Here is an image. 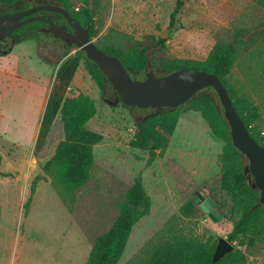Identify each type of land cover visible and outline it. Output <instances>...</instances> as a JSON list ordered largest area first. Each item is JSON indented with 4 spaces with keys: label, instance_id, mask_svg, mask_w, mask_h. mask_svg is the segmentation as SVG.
I'll list each match as a JSON object with an SVG mask.
<instances>
[{
    "label": "rangeland",
    "instance_id": "1",
    "mask_svg": "<svg viewBox=\"0 0 264 264\" xmlns=\"http://www.w3.org/2000/svg\"><path fill=\"white\" fill-rule=\"evenodd\" d=\"M75 12L84 2L97 5L92 38L97 46H114L133 55L146 50L148 71L164 64L207 62L219 39L234 24L257 33V41L241 51L229 83L260 111L250 125L264 142V9L252 0H184L175 23L176 0H68ZM27 0L4 7L11 9ZM249 37L247 34L246 38ZM52 35L21 40L0 55V264H84L97 237L117 219L126 193L135 179L143 183L152 209L134 228L119 264L149 259L161 242L181 238L212 244L227 239L240 212L222 190V152L225 143L215 138L200 113L181 115L163 157L151 165L149 151L133 149L130 141L135 118L142 114L117 102L110 84L101 90L81 63L69 94L84 93L97 107L87 127L102 135L94 149L89 181L66 193L52 179L37 184L30 210L25 204L35 178L65 139L58 117L40 152L36 143L47 98L62 63L76 53ZM216 203L220 216L213 221L197 202L196 192ZM264 222V214H263ZM260 227V228H259ZM232 243L245 264H264L263 225ZM228 240V239H227Z\"/></svg>",
    "mask_w": 264,
    "mask_h": 264
},
{
    "label": "trees",
    "instance_id": "2",
    "mask_svg": "<svg viewBox=\"0 0 264 264\" xmlns=\"http://www.w3.org/2000/svg\"><path fill=\"white\" fill-rule=\"evenodd\" d=\"M57 1L69 11L74 19L89 30L92 38L97 34L94 29V16L99 10L97 5L86 1L82 9L75 12L68 0ZM252 1L264 9V0ZM0 2L14 4L17 0H0ZM183 5L184 0H176L171 15L172 25L180 14ZM33 25H26L19 30L21 40L46 37V34L36 32L32 28ZM247 34H249L248 38H246ZM256 41L257 33H252L249 28L234 24L219 39L207 62L190 65L167 63L160 67V72L154 71L157 76H164L181 69L215 74L227 89L233 105L249 133L261 146H264V142L256 137L250 128L251 124L261 118L258 107L245 95H239L229 83L230 75L239 59L240 52L249 50ZM98 47L105 53L118 57L134 79H146L149 71L145 49H139L130 55L114 46ZM66 49L63 57L68 55L70 49H75L76 53L73 57L67 58L57 72L41 122L36 152L42 150L58 117L61 118L64 125L65 139L57 147L55 155L44 165L43 175L35 178L30 197L25 204L26 213L30 210L37 184L41 180L51 178L52 184L66 193H74L84 186L89 181L94 166L93 149L103 139L102 135L87 127L89 121L97 114L95 102L84 93L69 94V89L82 62L101 90H104L105 86L111 85V83L83 51L76 46L69 45ZM129 108L141 111L140 118L158 112L157 115L147 118L145 122L134 124L135 131L130 141V146L133 149L149 151V165L157 158L165 155L181 115L190 111L200 113L208 124L212 135L225 143L222 152L221 187L231 196L233 206L241 214L232 232L227 236L228 241L234 243L241 236L251 233L256 227L264 226L262 220L264 205L260 203V191L254 187V179L247 172L249 165L247 158L232 142L230 125L225 117L220 99L213 88L204 89L185 105L175 109ZM151 209L152 199L144 186L143 176L140 175L127 191L117 219L106 233L96 238L89 258L84 264H119L126 251L133 228L144 217L150 215ZM263 233L264 229L258 230L257 234ZM158 235L162 236L161 242L155 246L149 259L139 264H245V257L241 255L240 251L232 252L215 262L213 257L218 241L212 244H204L193 238L166 241V233L162 232Z\"/></svg>",
    "mask_w": 264,
    "mask_h": 264
},
{
    "label": "water",
    "instance_id": "3",
    "mask_svg": "<svg viewBox=\"0 0 264 264\" xmlns=\"http://www.w3.org/2000/svg\"><path fill=\"white\" fill-rule=\"evenodd\" d=\"M55 3L56 0H51ZM39 9V8H38ZM37 8L5 14L0 17V39L10 36L14 31L33 22H44L48 28H43L45 34H52L69 46H76L87 58L93 61L103 75L110 81L118 94L117 102L127 107L139 108H178L189 102L196 94L207 88H213L224 108L225 117L230 125L231 139L234 146L247 158V172L254 179V187L260 191V203L264 205V146H261L249 133L244 121L233 105L227 89L221 80L213 73L181 69L164 76H157L153 69L147 73L144 80L134 79L122 61L102 51L84 28L61 3L50 7L61 14L74 29L71 33L66 27L56 24L52 17L31 16ZM40 9H45L40 8ZM27 17L26 19H24ZM149 66V63H148ZM152 113L145 118H135V123L145 122L147 118L157 115ZM197 202L200 208L213 220L220 218L216 211V203L211 198L197 191ZM234 251V245L224 237L217 242L213 260L219 261Z\"/></svg>",
    "mask_w": 264,
    "mask_h": 264
},
{
    "label": "flooded vegetation",
    "instance_id": "4",
    "mask_svg": "<svg viewBox=\"0 0 264 264\" xmlns=\"http://www.w3.org/2000/svg\"><path fill=\"white\" fill-rule=\"evenodd\" d=\"M59 3L60 2H58L57 0H56L55 3H52L51 0H27L26 3L20 4L18 7L14 8V9L13 8L8 9V8L4 7L6 4H3V3L0 2V17L4 16L5 14H13V13H17V12H22V11L34 9V8H37V9L39 8L36 12H34L29 17H32V16L49 17L50 16V17H52L53 21L56 24H58L60 26H64L71 33H74V29L71 28V26L68 24L66 19L61 14H59L58 12L50 9V7L56 6ZM43 7L45 9H40V8H43ZM26 18L27 17H25L24 19H26ZM35 23H37V24L35 25ZM29 25H33L32 28L36 32H39V33H44V32H42V29L49 27V25L45 24L44 22H33V23L29 24ZM23 27H21L20 29L14 31L10 36L5 37L4 39H0V55L6 53V51L4 50L5 47H7V46L11 47L15 42L21 40V36H20V34L18 32ZM47 35H52V34H47ZM116 95H117V98H118V94H116Z\"/></svg>",
    "mask_w": 264,
    "mask_h": 264
},
{
    "label": "crops",
    "instance_id": "5",
    "mask_svg": "<svg viewBox=\"0 0 264 264\" xmlns=\"http://www.w3.org/2000/svg\"><path fill=\"white\" fill-rule=\"evenodd\" d=\"M49 96V95H48ZM48 99V98H47ZM48 101V100H47ZM46 104H47V102H46ZM44 111H45V109H44Z\"/></svg>",
    "mask_w": 264,
    "mask_h": 264
}]
</instances>
